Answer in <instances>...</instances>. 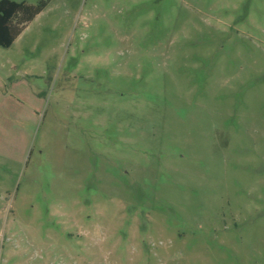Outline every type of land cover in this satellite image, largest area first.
Here are the masks:
<instances>
[{"label": "rangeland", "instance_id": "obj_1", "mask_svg": "<svg viewBox=\"0 0 264 264\" xmlns=\"http://www.w3.org/2000/svg\"><path fill=\"white\" fill-rule=\"evenodd\" d=\"M0 264H264V0H52L0 46Z\"/></svg>", "mask_w": 264, "mask_h": 264}, {"label": "trees", "instance_id": "obj_2", "mask_svg": "<svg viewBox=\"0 0 264 264\" xmlns=\"http://www.w3.org/2000/svg\"><path fill=\"white\" fill-rule=\"evenodd\" d=\"M52 0H0V46L9 48L28 24L41 13Z\"/></svg>", "mask_w": 264, "mask_h": 264}]
</instances>
